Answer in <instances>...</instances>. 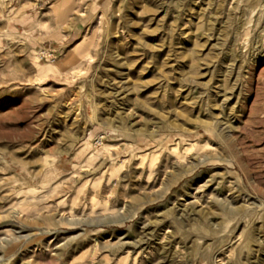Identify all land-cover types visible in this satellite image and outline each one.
I'll list each match as a JSON object with an SVG mask.
<instances>
[{
    "label": "rangeland",
    "instance_id": "obj_1",
    "mask_svg": "<svg viewBox=\"0 0 264 264\" xmlns=\"http://www.w3.org/2000/svg\"><path fill=\"white\" fill-rule=\"evenodd\" d=\"M0 264H264V0H0Z\"/></svg>",
    "mask_w": 264,
    "mask_h": 264
},
{
    "label": "bare ground",
    "instance_id": "obj_2",
    "mask_svg": "<svg viewBox=\"0 0 264 264\" xmlns=\"http://www.w3.org/2000/svg\"><path fill=\"white\" fill-rule=\"evenodd\" d=\"M63 14H62V12H61V16H62ZM60 16V15H59ZM61 16H60V18H61ZM191 150V146H188L187 148H185V152H189ZM141 244V243H140ZM134 249H139V248H142V244L141 245H135L134 247H133ZM126 253H127V255L129 254L130 255V252H129V250L128 251H126ZM132 253V252H131ZM124 258V257H123Z\"/></svg>",
    "mask_w": 264,
    "mask_h": 264
},
{
    "label": "built area",
    "instance_id": "obj_3",
    "mask_svg": "<svg viewBox=\"0 0 264 264\" xmlns=\"http://www.w3.org/2000/svg\"><path fill=\"white\" fill-rule=\"evenodd\" d=\"M42 55V54H41Z\"/></svg>",
    "mask_w": 264,
    "mask_h": 264
}]
</instances>
